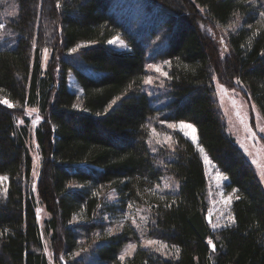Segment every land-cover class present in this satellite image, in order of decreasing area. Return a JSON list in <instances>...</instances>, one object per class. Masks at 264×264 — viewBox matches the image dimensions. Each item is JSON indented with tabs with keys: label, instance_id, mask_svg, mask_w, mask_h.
<instances>
[{
	"label": "trees",
	"instance_id": "trees-1",
	"mask_svg": "<svg viewBox=\"0 0 264 264\" xmlns=\"http://www.w3.org/2000/svg\"><path fill=\"white\" fill-rule=\"evenodd\" d=\"M261 12L264 0H0V101L13 105L0 103V264H48L26 106L39 115L43 228L66 264H264V189L212 82L243 89L264 119ZM148 62L168 74L151 96ZM165 120L191 123L197 143ZM153 128L167 129L172 146L152 148ZM203 153L233 193L228 227L206 219Z\"/></svg>",
	"mask_w": 264,
	"mask_h": 264
},
{
	"label": "rangeland",
	"instance_id": "rangeland-1",
	"mask_svg": "<svg viewBox=\"0 0 264 264\" xmlns=\"http://www.w3.org/2000/svg\"><path fill=\"white\" fill-rule=\"evenodd\" d=\"M264 20V16L260 14L258 17ZM0 31L5 27L4 22H1ZM212 36L222 47L224 45L223 34L220 31H216V33L212 32ZM118 37H113L110 41H114V43L110 45L117 44ZM45 50H47L45 52ZM49 51L48 49H43L41 55V65L42 67L46 66L48 61ZM164 63V62H163ZM162 62H148L146 63V69L148 74L144 79L143 90L149 96L150 94L160 88V81L163 77V73L166 72L164 68V64ZM149 65H155L160 68V71L157 72L155 68L149 67ZM151 77L153 83L147 84L145 81ZM213 86L216 92V96L219 100L220 109L223 111V116L227 123V128L231 132L232 136L235 139V142L242 148L245 154L251 159L254 164L255 172L257 177L260 180V183L264 189V133L260 132V128L264 127V119L257 111L256 107L253 108V102L248 97L246 98L243 94V89L236 90L235 88H228L221 84L216 78L212 80ZM246 93V92H245ZM160 100L152 99L153 103H158ZM10 102V101H9ZM11 103V102H10ZM12 104V103H11ZM26 117L28 119L27 122V137L26 143L29 148L30 155L32 156V169H31V181H30V195L32 201L34 203V209L36 213L37 222L41 232L42 238V246L44 253L46 255L48 264H66V260H64L61 252L55 251L52 244L49 240V234L44 231L43 221L47 217V212L44 209L43 204L40 202L37 192H36V179L38 177L39 167H40V154L39 149L37 147L35 141L34 130L35 126L39 120V115L36 106H26L25 107ZM251 120V122H250ZM18 124H23V119L17 118ZM179 121H163V124L167 127L169 124L175 125L174 129L178 130L184 136H186L189 140L191 139V129H184L181 131ZM186 123V122H185ZM254 124L253 128L251 124ZM172 129V128H169ZM250 129V131H249ZM188 133L189 135H185ZM255 133V136H253ZM150 145L152 148H161L163 146L171 147L173 144L170 132L165 128L155 129L153 128L150 133ZM202 158L204 160L205 172L207 176V185H208V197H209V207L206 212V219L209 222L212 229L214 224L219 223L220 225H226L231 222V213L229 206L230 204L225 203V201L230 197L232 199V192H225L223 190V182L224 177L219 173L214 167L213 164L209 161L208 157L203 153ZM207 159V163L205 162ZM217 174H220L222 179H217ZM209 216L211 219L209 220ZM217 229V228H216ZM149 240L158 241V243L152 244L157 248L163 249V251L167 252L170 249L167 248L165 243L160 240L151 239V238H143L142 243L148 244ZM209 240V239H207ZM129 245H134L129 242L125 246V250L122 255L129 254L133 247H129ZM151 245V244H150ZM211 249L212 246H210Z\"/></svg>",
	"mask_w": 264,
	"mask_h": 264
},
{
	"label": "snow or ice",
	"instance_id": "snow-or-ice-1",
	"mask_svg": "<svg viewBox=\"0 0 264 264\" xmlns=\"http://www.w3.org/2000/svg\"><path fill=\"white\" fill-rule=\"evenodd\" d=\"M58 7H59V4L57 5ZM260 15L261 16H264V12H261L260 13ZM0 27H3V25H0ZM109 43L110 44H112V43H114V41H109ZM47 50H45V52H46ZM77 51V49L76 48H73L72 49V52H76ZM149 67H151V68H155V70L157 71V72H159L160 71V68L158 67V66H155V65H149ZM163 75L165 76V77H167V73L165 72V73H163ZM213 79H215V77H213ZM145 83H147V84H152L153 83V81H152V78L151 77H149L146 81H145ZM237 83H240L239 82V80H237ZM0 103H3V104H5V105H7V107H9V108H12L13 107V105L7 100V99H4L3 101H0ZM113 103H115V101H113ZM253 108H255V105H253ZM168 127L169 128H173V127H175V125H173V124H169L168 125ZM191 129V139H192V141H193V143H197V137H196V135H195V133H196V129H195V127L191 124V123H185V122H181L180 123V129H181V131H183L184 129ZM260 132H262V133H264V127H261L260 129ZM249 131H250V129H249ZM185 135H189L188 133H185ZM253 136H255V133H253ZM201 151H203L204 149L203 148H201L200 149ZM205 162L207 163L208 161H207V159H205ZM217 179H222V177L220 176V174H217ZM5 180H7V177H5V176H0V183H2L3 181H5ZM235 191V190H234ZM161 198H163V197H161ZM239 197H237V199H238ZM225 203H227V204H230L231 203V198L229 197L226 201H225ZM211 219V217L209 216V220ZM231 224H235V219L234 218H231ZM229 225H220L219 223H217V224H214L213 225V228L214 229H216V228H220V227H228ZM155 243H158V241H154V240H149L148 241V244H155ZM208 244L210 245V246H212V248H213V250L215 251V244H213V241L211 240V239H209L208 240ZM129 247H135L134 245H129ZM77 255H78V253H77ZM120 259L121 260H123L124 259V255H121L120 256Z\"/></svg>",
	"mask_w": 264,
	"mask_h": 264
}]
</instances>
